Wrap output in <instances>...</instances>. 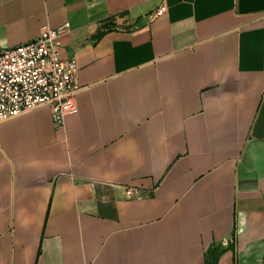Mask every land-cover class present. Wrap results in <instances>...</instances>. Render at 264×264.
Instances as JSON below:
<instances>
[{"label":"crops","instance_id":"obj_1","mask_svg":"<svg viewBox=\"0 0 264 264\" xmlns=\"http://www.w3.org/2000/svg\"><path fill=\"white\" fill-rule=\"evenodd\" d=\"M65 22L64 124L0 121V264H264V0H0V49Z\"/></svg>","mask_w":264,"mask_h":264},{"label":"built area","instance_id":"obj_2","mask_svg":"<svg viewBox=\"0 0 264 264\" xmlns=\"http://www.w3.org/2000/svg\"><path fill=\"white\" fill-rule=\"evenodd\" d=\"M165 10L160 6L157 13ZM69 30L70 22L44 25L34 40L0 49V121L48 105L56 126L64 124L78 91L77 60L64 57L58 48L59 37Z\"/></svg>","mask_w":264,"mask_h":264}]
</instances>
